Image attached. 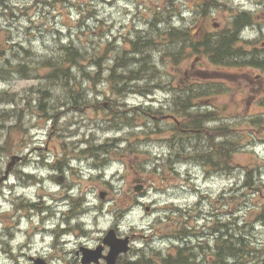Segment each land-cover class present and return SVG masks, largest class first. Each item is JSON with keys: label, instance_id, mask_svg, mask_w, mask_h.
I'll list each match as a JSON object with an SVG mask.
<instances>
[{"label": "rangeland", "instance_id": "obj_1", "mask_svg": "<svg viewBox=\"0 0 264 264\" xmlns=\"http://www.w3.org/2000/svg\"><path fill=\"white\" fill-rule=\"evenodd\" d=\"M48 1L52 2L53 0ZM69 1L71 4H69V8H66L68 6L65 4L66 7H63L61 2H54V5L50 3L49 5H34V2H41V0H8L7 3L12 8L13 17H10L9 10L5 14L7 11L0 5V29L12 33L10 35L12 36V40H14L13 44H15V47L21 44L23 47L26 45L37 54L30 58L29 66L38 65L41 56H45L49 51L56 49V42L58 43L61 39H66L68 36L75 34L73 29L77 30V23L80 21L78 19L80 11L77 8H72V6L81 4V1L83 9L89 10V14L94 15L85 24L83 29L84 36H81L79 40L81 44L97 40L94 37L98 33L100 34L99 38L103 40L109 37H129L135 33L136 29L141 28L150 16L148 6H146L149 5L150 0ZM153 1L156 2L157 0ZM160 1L162 2L163 0ZM251 3H253L251 4L252 8H261L255 4V1ZM175 7L186 11L188 5H186L185 0H181L175 3ZM259 14L257 23L263 24L264 7L259 11ZM30 17L34 21L33 24L30 23ZM180 19L179 16L175 18L177 26ZM187 19H191L189 14H187ZM70 27L72 28L69 30ZM57 31L60 32L59 36L56 34ZM263 40L264 37L254 36L244 47L249 53L254 52V47H257V49L259 48L258 52L264 54V49L261 48L263 47L261 46ZM116 45L123 47V43H117ZM124 48L128 49L127 46H124ZM27 56L25 55L24 64ZM157 60L159 64H162L159 58ZM213 64L199 60L196 62V66L187 62L183 66H180V69L174 70L172 69L171 62V65L168 63L166 71L163 72L166 74L165 78L169 77L170 80L177 78L174 80V87L177 84L180 87L181 82L185 81L186 70H190L192 66L189 77L187 76L188 82L195 75L200 74L199 76L203 77L200 78L201 80H214L210 84L225 83L226 86L231 88V91L222 90L218 94V89H214L212 102H215V106L217 107L225 106L226 111H223L221 116L231 120L232 126L237 128L239 132H247L244 130L250 128L251 124L245 125L243 116H246L247 113L257 116L259 113L264 112V106H261L258 102H248V99L253 95L264 93V78L261 77L259 81L254 80V75L260 74L259 69L240 65ZM47 72V69L42 71L45 76ZM21 73H23L22 70L14 74L15 77L10 81L0 82V94H2L5 102L0 103V127L5 126V130L0 131V264H35V258L41 257H48L50 259L49 261L46 259L48 264H60L59 262L62 259L66 264L75 263L77 261L75 254L78 253L79 249L81 250L82 244H88L90 247H93L96 243L94 239L98 236L100 237V234L104 230L109 231L112 225L116 224V220L104 217L101 221H96L94 226H90V229L93 230L91 241L85 239V242H73L70 241V238L64 239L65 241L63 240L65 243L69 242L67 245L62 242L55 244V236L46 235L43 231L44 229L53 230L59 226V222L56 220L52 222L53 226L51 225V221H47L44 225L43 219L49 216L62 219L63 216H60V212H66L67 210L66 202L59 208L55 205V201L73 192L75 195H80L81 193L87 194V202L90 206L87 210L91 209L90 211L93 212L91 215L94 216V208L101 205L99 193L108 191L104 186L105 181L114 184L112 174H115L120 168L124 172L125 177L114 179L118 197L121 199H126L128 196L132 197L135 194L132 185L133 180L136 178L134 166H138L142 158L136 159L133 154L130 155L129 150H126L125 153L123 150L126 144L120 145V142L116 140L118 138L123 140L127 138L135 139L137 140L136 151L138 154H141V150L144 149L147 152H153V158H158L162 152L163 154L169 152H167V149L170 143L165 142V138L173 132L165 122H160L143 130L140 128L142 124L140 118H135L133 122L125 120L124 113L131 111L122 112L116 108L120 104H140L145 100L134 95L119 98L118 102L111 101L110 105L107 103L109 108H105L104 110L101 107L94 108L93 97L83 100L77 98L78 101H81V109H71L72 113L65 109L62 114V120L55 126L50 125V123L45 121V115L48 117H60V107L64 101L71 99V96L60 84L57 85L53 81L49 82L44 77ZM203 74H206V76H203ZM96 90L105 91L107 87L105 84H101L97 86ZM90 91L95 92V90L90 89L87 92ZM39 92H43L44 95ZM174 92H177V90L171 89L168 95L158 91L155 93L154 98L155 100L157 98L159 101L173 99L175 97ZM47 96L50 97L47 98ZM24 97L25 102L23 101ZM42 105L44 108L41 107ZM159 106L160 103L157 107ZM244 108H247V112H243ZM43 110L44 112H42ZM233 117L238 118L234 120L230 119ZM259 125L260 127L253 134L257 142L263 144L264 119H260ZM77 130L81 131H79V137L73 134ZM50 132L53 140L48 143ZM73 136L75 138L71 139ZM65 142L68 144L67 148L71 152L76 153L79 158L85 161L81 163L78 158L71 156L73 160H76L74 162L77 166H83L86 169L81 172L82 175L76 174L73 171L67 172V176L71 177L68 179L69 184L67 185L71 187L70 189L67 186L62 187L55 183L54 179H49V174L51 173L50 167L47 170H40V167H42V155H48L50 159L49 163L52 164V161L54 162L58 154H63L60 146ZM87 143L90 145L88 146ZM100 146H104V149H98ZM91 147L93 150L91 152L97 154L99 157L92 158L89 151ZM107 149L111 153L110 155L107 154ZM263 150L264 147L260 145L258 152ZM251 152L254 156L257 155L254 150ZM252 154L240 152L237 154L236 160L259 166V163L262 162L258 158H255L256 156L253 157ZM15 156L22 158V161H15L13 166L8 170L12 158ZM166 159L164 155L159 158L161 163ZM27 162L29 163L28 165H26ZM106 167L113 169L108 171V179L103 184L98 176L105 172ZM95 168L98 169L94 172ZM25 172H34L35 175L33 177L37 181L45 179L46 182L40 184V186H34L33 183L28 182V176ZM148 176L154 177V179ZM212 176L213 178H208L203 167L195 164L190 165L188 162L181 166V172L178 176H174L170 171H167L165 179H162L163 176H156L151 169L147 170L145 176L142 177L148 182L146 186L147 190L144 193L148 195V200L144 202V206L134 208L135 210L130 212V216L126 218L123 227L120 229L121 234L132 235L137 240L135 242L137 246H141L143 242H156L154 243L156 248L168 251L170 245L168 244L169 240L167 236L170 228H153L159 216L166 218L162 209L166 204L179 205L177 207L198 205L201 194L205 192H208L212 196L214 200L212 203H216V199L218 200L221 197L225 188H230L234 183L224 174H211L210 177ZM153 183L157 185L154 186ZM193 185L199 188L201 192L194 191ZM42 186H45V189L47 187L49 195L47 203L45 202L44 205H42L44 196L40 192L41 190L43 192V189L40 188ZM156 189L161 191L155 192ZM247 193L250 197L249 206L262 202V199L255 196L253 191H248ZM24 196L27 201L31 200L37 207L49 209H40L39 216L33 219V221L25 218L22 219V215H25V209L19 210L15 206L22 208L20 204L24 202ZM70 200L74 202L75 198H71ZM237 204L238 206H243V211L246 212L245 203L242 205V202H237ZM106 207V204H104V208ZM244 212L240 217L244 216ZM15 213L21 216L20 219H14ZM91 215L89 212L82 215L84 217L82 219L83 222L90 223L92 219ZM77 217H79V214H77ZM160 222L163 223L162 221ZM33 223H35V226ZM84 230H89V227ZM250 230V228H247L245 232L248 233ZM251 234L256 240H264V230L258 226ZM153 235L165 239H155L152 237ZM161 242L166 243L161 244ZM139 248L137 247V249ZM25 252L27 253L26 255ZM57 259L60 260L57 261Z\"/></svg>", "mask_w": 264, "mask_h": 264}, {"label": "trees", "instance_id": "obj_2", "mask_svg": "<svg viewBox=\"0 0 264 264\" xmlns=\"http://www.w3.org/2000/svg\"><path fill=\"white\" fill-rule=\"evenodd\" d=\"M192 1L196 3L197 10L200 6L199 0ZM54 2H61L63 7L67 5L66 8H69V4H71L69 0H53L50 4L54 5ZM35 4L39 3L35 2ZM41 4L48 5L43 0ZM72 8H77L80 11L77 30L73 29L75 34L56 42V49L41 56L38 65L29 66L30 58L37 54L32 48L25 49V52L19 53L21 57L28 55L25 64L21 62L16 66L11 60L5 61L4 68H0V78L11 80L15 77L14 74L21 70L23 72L21 74L29 73L33 76L44 77L49 82L53 81L57 85H62L71 96L69 101L75 103L78 92L84 93L86 83L96 86L106 81L109 92L120 97L130 93L146 95L151 93L155 87L161 89L167 87V82L163 81L165 77L162 71H166L168 63L172 62L175 67L179 68L189 59L193 62L197 56H202L201 59L209 60L216 65L220 63L228 65L229 59L238 60L241 57L240 53H243V51H237L235 54L229 53L228 45L222 44L223 46L219 47L216 45L213 35L203 36L195 28L197 27L195 24L185 23L179 28L175 27L174 16L181 11L175 9L172 0H166V3L155 6L150 11L147 23L141 27V30H135V33L129 37H109L103 40L99 38L100 34L98 33L94 37L97 40L88 41L86 44L79 43V40L81 36H84L83 29L86 19L93 18L94 15L84 14L83 11L89 10L83 9V4H75ZM56 34L59 36L60 32L57 31ZM10 37L7 35V38L0 42L1 57L8 55L10 51L11 47H8ZM117 43H123V47H118ZM126 45L128 50L124 48ZM158 58L162 64H159ZM45 69L48 70L46 76L42 73ZM203 76L205 75L203 74ZM200 78L203 77L194 76L193 79L197 80L193 82L191 80L190 84H185V87L177 91L178 95L175 96L172 104L171 102L163 104L160 109L141 106L132 108L131 112L154 123L166 115H172L175 119L181 120V122L179 121L180 129H184L188 133L194 130H203L204 122L207 119H219L222 123L221 112L224 110L215 107L211 102L215 88L210 83L213 81H201ZM151 83L152 85H150ZM219 90L220 87H218ZM198 99L202 100L200 103L208 105L211 110L204 112L200 110ZM251 121L257 123V120ZM176 131L178 132V130ZM213 131L217 136L211 135L207 139L203 138L202 133L195 132L196 140L191 141L192 136L190 135L187 141L190 144L178 151L186 153V156L181 160L193 157L212 167L231 171L235 152L240 150V145L250 141H247L249 139L247 136H251V132L243 135L229 124H221ZM218 138L221 139L220 142L217 141ZM241 140L244 141L239 144ZM249 185L251 184L249 183ZM241 197L246 196L242 195L238 198ZM254 209H258V207ZM249 214H254V221L264 224V209L251 211ZM240 223L245 225L240 226ZM248 223L247 217L237 220V233L230 235L227 224L219 222L213 228L221 232L222 236L219 242H212L214 247L209 242H176L177 246L170 247V250L166 252L146 246L135 256L124 257L119 264H264V245L259 242H250L248 237L243 234V229L247 228ZM181 225L182 227L179 226L174 232V237L183 241L186 230L182 223Z\"/></svg>", "mask_w": 264, "mask_h": 264}, {"label": "water", "instance_id": "obj_3", "mask_svg": "<svg viewBox=\"0 0 264 264\" xmlns=\"http://www.w3.org/2000/svg\"><path fill=\"white\" fill-rule=\"evenodd\" d=\"M109 245H111L112 247V253L108 256V257H105V259L108 261L109 264H115V261H116V258L119 256L120 253L122 252H127V248H122L120 251H118L115 255L114 253L116 252L115 249H113V246L111 243H109ZM101 252H102V249L99 250V252L97 253L96 256H92V255H88L89 258H94L93 260H86L84 263L86 264H90L92 263V261L94 262H98V260L100 258H102V255H101Z\"/></svg>", "mask_w": 264, "mask_h": 264}, {"label": "bare ground", "instance_id": "obj_4", "mask_svg": "<svg viewBox=\"0 0 264 264\" xmlns=\"http://www.w3.org/2000/svg\"><path fill=\"white\" fill-rule=\"evenodd\" d=\"M165 13V12H164ZM163 15V14H162ZM155 26V25H154ZM179 28V27H178ZM164 34V33H163ZM175 39V38H174ZM168 42V41H167ZM165 45V44H164ZM127 46V45H126ZM168 46V45H167ZM200 46V45H199ZM164 47V46H163ZM170 52V51H169ZM180 52V51H179ZM157 54V53H156ZM173 55V54H172ZM177 56V55H176ZM184 56V55H183ZM102 59V58H101ZM100 60V59H99ZM98 62V61H97ZM100 62H101V60H100ZM178 62H179V60H178ZM156 64V63H155ZM104 65H105V63H104ZM102 70V69H101ZM102 72V71H101ZM58 115V114H57ZM81 127V126H80ZM81 132V131H80ZM95 138V137H94Z\"/></svg>", "mask_w": 264, "mask_h": 264}]
</instances>
